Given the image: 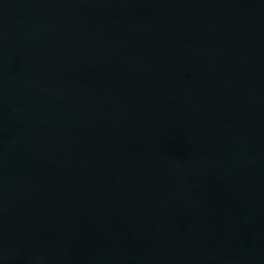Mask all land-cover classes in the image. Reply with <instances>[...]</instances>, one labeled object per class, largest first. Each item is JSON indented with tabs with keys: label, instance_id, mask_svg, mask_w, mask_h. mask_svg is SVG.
<instances>
[{
	"label": "water",
	"instance_id": "1",
	"mask_svg": "<svg viewBox=\"0 0 264 264\" xmlns=\"http://www.w3.org/2000/svg\"><path fill=\"white\" fill-rule=\"evenodd\" d=\"M0 264H264V0H0Z\"/></svg>",
	"mask_w": 264,
	"mask_h": 264
}]
</instances>
